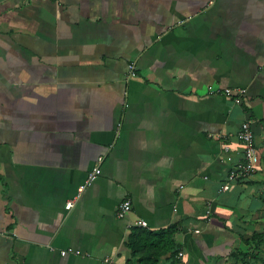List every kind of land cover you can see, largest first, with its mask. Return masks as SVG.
Segmentation results:
<instances>
[{"label":"crops","instance_id":"crops-1","mask_svg":"<svg viewBox=\"0 0 264 264\" xmlns=\"http://www.w3.org/2000/svg\"><path fill=\"white\" fill-rule=\"evenodd\" d=\"M246 120L260 162L224 189ZM137 221L177 227L158 264L258 253L264 0H0V264H128Z\"/></svg>","mask_w":264,"mask_h":264},{"label":"built area","instance_id":"built-area-1","mask_svg":"<svg viewBox=\"0 0 264 264\" xmlns=\"http://www.w3.org/2000/svg\"><path fill=\"white\" fill-rule=\"evenodd\" d=\"M131 70H134L133 65L130 66ZM132 74L134 75V71H132ZM223 93L225 95H228L232 97L237 103H241L242 98L246 95L247 89L244 87L240 88H225ZM222 136V135H221ZM220 136V137H221ZM238 138L245 144V151H244V158L241 162L233 165L229 171L228 174V180L226 184L223 186L224 189L229 188V183L232 181H238V180H244L246 179L251 173L255 171L257 168L259 162H260V156L257 150V147L254 143V131L252 128V125L250 121L246 120L242 123L241 129L238 133ZM225 151H230V146L226 145ZM104 160V157H99L98 162L96 166L89 172L88 178L86 182L81 185L78 189L77 194L69 199L67 202V209H71L75 206V204L80 199L82 193L85 191V189L90 186L102 173V162ZM132 209V201L131 199H125L122 201L118 208V216L120 218L124 217L129 211ZM137 226H147L146 221H137ZM69 251H72V249H69ZM67 251H62V254H66ZM179 257H183L184 252L179 251L178 253Z\"/></svg>","mask_w":264,"mask_h":264},{"label":"trees","instance_id":"trees-1","mask_svg":"<svg viewBox=\"0 0 264 264\" xmlns=\"http://www.w3.org/2000/svg\"><path fill=\"white\" fill-rule=\"evenodd\" d=\"M176 225L169 226L160 231H151L139 226L132 227L128 238V246L132 251V257L128 264H158L162 255L172 252V256L179 253V247L175 242ZM255 243L257 254L246 253V257L252 259L250 264H264V232L255 233L251 241ZM253 262V263H252Z\"/></svg>","mask_w":264,"mask_h":264}]
</instances>
